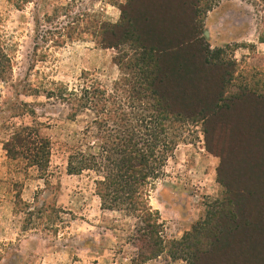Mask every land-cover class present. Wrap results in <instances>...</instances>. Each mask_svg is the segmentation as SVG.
<instances>
[{"label":"rangeland","instance_id":"obj_1","mask_svg":"<svg viewBox=\"0 0 264 264\" xmlns=\"http://www.w3.org/2000/svg\"><path fill=\"white\" fill-rule=\"evenodd\" d=\"M125 1L32 0L20 9L0 0V40L13 64L12 85L0 81V264H191V245L200 246L199 264H225L228 245L237 243L239 235L245 240L248 213L261 209L254 197L264 182L261 101L246 99L206 121L198 116L174 123L171 134L178 145L163 173L149 185L163 239L155 255L140 256L144 244L134 216L102 207L93 171L67 172L69 146L77 142L87 117L67 119L64 105L46 98L43 90L55 83L73 88L83 72L108 87L121 76L131 78L130 69L117 64L116 48L128 52L136 46L127 38L118 47L104 48L90 30L54 46L51 40L42 41L36 18L69 4L71 16L86 11L117 22ZM151 2L157 3L149 15L153 30L165 28L169 38L190 31L177 22L185 14L174 5L176 0ZM199 11L200 49L210 45L222 53L211 59L213 70L203 73H198L192 53L183 57L188 61L181 73L171 76L177 86L173 95L227 100L238 97L244 86L264 93V42H259L264 0H201ZM28 87L34 90L28 92ZM21 100L45 114L37 120L52 140V156L43 176L23 160L8 157L3 148L10 123L32 124L30 115L13 117V107ZM237 208L243 213L239 222ZM234 225L239 229L233 230ZM212 238L217 244L208 250Z\"/></svg>","mask_w":264,"mask_h":264},{"label":"trees","instance_id":"obj_2","mask_svg":"<svg viewBox=\"0 0 264 264\" xmlns=\"http://www.w3.org/2000/svg\"><path fill=\"white\" fill-rule=\"evenodd\" d=\"M8 1L21 9L32 0ZM176 1L174 5L183 9L185 14V19L177 22L190 27L187 34L177 38H169L165 28L161 31L152 29L149 15L157 3L151 0H126L120 4L121 18L117 22L101 20L86 11L71 16L69 4L58 6L51 14L36 18L42 41L51 40L54 46H61L67 39L89 30L104 48L118 47L127 38L136 46L128 52L116 48L119 52L117 64L122 70L130 69L128 74L131 78L121 76L108 87L89 72H83L77 86L70 88L55 83L43 92L46 98L64 105L67 119L76 120L81 115L87 117L77 142L69 146L67 172L81 174L93 171L102 207L124 212L139 221V238L144 244L140 250L142 258L155 255L162 249L158 212L150 204L149 185L163 173L168 158L173 156L178 145L176 135L171 134L174 123L198 116L206 121L246 99L264 102V93L247 86L242 88L238 97L227 100L212 95L204 98L173 95L177 86L171 76L181 73L182 65L188 61L183 57L192 53L198 73H203L213 70L215 60L211 59H218L222 53V48L212 50L210 45L207 49H200L201 0ZM62 16L67 20H62ZM47 25L50 27L47 28ZM259 42H264V33L260 34ZM209 52L211 58H208ZM126 58L128 62H123ZM216 64H219L218 60ZM12 69V60L0 40V81L10 84ZM210 89L213 90V87ZM27 90L31 92L34 88L28 87ZM35 91L36 94L40 92ZM33 104L21 100L13 107V117L30 115L33 121L32 124L10 123L3 148L8 157L23 160L26 166L35 167L43 176L48 173L52 140L42 133L44 123L37 120V117L45 115L44 112L39 114ZM231 186L226 183V187ZM262 188L254 194L261 209L259 207L248 213L246 219L250 227L245 231V240L242 241V235H239L237 243L228 245L225 251L231 252L225 264H264V182ZM234 217L239 222L243 213L237 208ZM232 229L238 230L239 227L234 225ZM216 244L217 240L212 238L208 250ZM224 244L225 240L220 242V245ZM190 247L193 249L191 264H199L200 246Z\"/></svg>","mask_w":264,"mask_h":264},{"label":"crops","instance_id":"obj_3","mask_svg":"<svg viewBox=\"0 0 264 264\" xmlns=\"http://www.w3.org/2000/svg\"><path fill=\"white\" fill-rule=\"evenodd\" d=\"M262 45V47H264V43H260Z\"/></svg>","mask_w":264,"mask_h":264}]
</instances>
